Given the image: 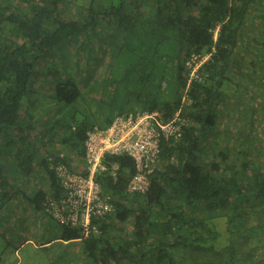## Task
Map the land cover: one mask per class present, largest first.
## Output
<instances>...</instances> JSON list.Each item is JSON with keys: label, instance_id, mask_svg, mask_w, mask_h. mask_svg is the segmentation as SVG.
I'll use <instances>...</instances> for the list:
<instances>
[{"label": "trees", "instance_id": "16d2710c", "mask_svg": "<svg viewBox=\"0 0 264 264\" xmlns=\"http://www.w3.org/2000/svg\"><path fill=\"white\" fill-rule=\"evenodd\" d=\"M67 1L71 0H0V156L14 141L15 156L17 151L21 155L23 147H31L32 123L22 124L19 117L36 64L46 63L48 57L50 68L43 63L48 71L62 73L64 64L54 62L52 56L92 26L94 34L98 27L105 32L107 24L119 31L118 42L126 46L101 50L105 55L101 63L113 76V63L122 59L124 66L117 76L133 87L137 84L125 91L124 103L135 96L139 107H121L114 117L127 111L158 110L167 121L179 108L187 85L185 58L192 53L208 56L199 68L204 77L191 79L185 89L191 101L181 106L180 116L186 119L181 135L160 140L159 161L148 174L146 191H127L135 170L130 155H108L109 163L118 165L115 175L99 174L96 180L110 196L114 211L94 215L99 232L84 238L77 228L55 222L60 228L58 240L81 241L83 264H264V164L255 151L263 146L253 129L257 109L246 111V126L238 127L236 134L229 137L217 130L215 137H207V130L215 125L217 104L226 101L225 83L238 79L239 84L244 74L254 80L257 63L264 72V50L259 60L255 49L249 53L252 59L236 49L243 42L247 16L264 18V8L256 16L258 0H91L82 21L73 16L80 11L66 8ZM251 41L254 46L264 45L255 36ZM59 77L52 85V98L75 102L82 95L79 80L67 72ZM236 103L241 105L237 99ZM114 117L99 126H108ZM93 125H70L61 142L84 157L86 130ZM209 151L212 155L207 158ZM53 155L46 149L37 163L49 183L29 197L38 210L44 209L47 195L58 197L62 191L50 168ZM9 178L0 169V184L9 185ZM157 210L163 211L162 219L156 217ZM127 223L129 233H125ZM219 223L226 231V242L220 246L215 245L222 234ZM257 251L260 254L252 261Z\"/></svg>", "mask_w": 264, "mask_h": 264}, {"label": "rangeland", "instance_id": "374dc122", "mask_svg": "<svg viewBox=\"0 0 264 264\" xmlns=\"http://www.w3.org/2000/svg\"><path fill=\"white\" fill-rule=\"evenodd\" d=\"M90 1L71 0L65 2V6L68 9L75 8L80 11L79 14L71 12L77 20L85 21L84 8ZM98 1L96 0V2ZM257 4L256 16L262 7L264 8V0H258ZM243 30V42L238 44L236 49L245 54L248 59H252L250 52L255 49L258 52L257 59L260 60L264 45L254 46L255 43L251 41V38L255 36L259 41L264 40V18L247 16ZM123 37L125 38V36ZM119 38V31L112 24L110 26L107 24L105 32L104 29L98 27L95 34L92 26L86 33L82 32L68 44L62 45L66 47L59 50V56H52L54 62L56 60L64 64L62 73H59L60 76H65V72L72 73L74 78L79 80L82 95L72 103L55 101L52 98V85L57 83L60 77L48 71L47 67L51 63L50 58L47 57L46 63L41 61L36 64L29 82L28 92L22 100L19 117L22 124L32 123L33 127L29 132L28 140L32 141L30 148L36 156L30 153V148L24 147L21 149V155L18 157L19 151H17L15 156L14 151L17 148L15 141L4 147L0 156L2 157L0 161L2 174H7L10 177L9 185L3 182L0 184V264H83V258L80 257L81 241L75 240L74 244H64L63 241L54 239L60 233V228L44 209H36L29 197L38 187L46 186L48 188L49 186L46 185L48 181L43 176L44 170L37 165L41 156L46 154V149L52 150L54 154L63 151L69 159L71 156L75 157L76 153V158L79 160L74 158L72 164H76L77 167L82 165L77 152L61 142L60 139L70 133V125L77 122L103 125L108 119L114 117L121 107L128 108L131 105H136L135 96L128 103H124L125 91L137 87L136 83L133 87V83L127 84L125 80L120 79L124 61L117 59L115 64L113 63L111 69L115 71L113 73L115 82L113 76L105 70L104 64L101 63L102 56L105 57L101 50L109 47L107 50L105 49L109 51L110 46H126L122 43L123 41L118 42ZM110 41L113 44H110ZM43 63L48 66L46 67ZM258 64L257 68L255 67L254 80L250 81L249 78H246L247 74H244L239 84H237L238 79L225 83L223 87L226 101L224 104H217L218 112L215 125L213 129L207 130V137L208 139L215 137L217 130L220 134L229 137L231 134H236L238 127L246 126L244 124L246 111L256 108L257 117H255L253 129L258 130L261 137L258 139L263 148L256 147L255 151L260 164L263 165L264 72ZM236 99L240 101L241 105L236 103ZM136 106L139 107V105ZM244 131L247 130L244 129ZM204 142L202 141V143ZM211 155L212 152L209 151L207 158ZM25 165L26 169H23ZM29 182L31 184L27 185ZM169 198H171L172 204L176 201L172 195ZM220 207H222V211L225 210V206L218 205V208ZM214 210H216V206L212 207L210 212L212 213ZM156 217L162 219L163 211L157 210ZM229 219L232 220L233 217L230 216ZM223 225V223L217 225L222 234L218 236L215 245L219 244L220 246L226 242V231ZM125 226V233H129L131 225L127 223ZM235 226L236 223H233V228ZM242 231L247 232L246 228ZM220 248L226 250V247ZM258 254H260L259 251L255 252L252 261L258 258Z\"/></svg>", "mask_w": 264, "mask_h": 264}, {"label": "built area", "instance_id": "2783aa9c", "mask_svg": "<svg viewBox=\"0 0 264 264\" xmlns=\"http://www.w3.org/2000/svg\"><path fill=\"white\" fill-rule=\"evenodd\" d=\"M208 54L192 53L185 58L184 70L187 85L191 79H202L199 68ZM187 85L185 89H187ZM183 89L179 108L170 119L163 121L158 110L127 111L114 117L108 126L93 125L86 130L84 157L80 167H72L65 152L58 151L49 157L61 194L47 195L44 210L52 219L69 228H77L80 238L99 232L93 223L94 215L104 216L114 211L110 196L102 191L96 176L110 172L115 175L117 163H109L108 155L127 154L134 159L135 170L127 183V191L144 192L149 184L148 174L159 161L161 138L176 140L186 122L180 116L181 106L187 99ZM74 161V160H73Z\"/></svg>", "mask_w": 264, "mask_h": 264}, {"label": "crops", "instance_id": "0c3cea01", "mask_svg": "<svg viewBox=\"0 0 264 264\" xmlns=\"http://www.w3.org/2000/svg\"><path fill=\"white\" fill-rule=\"evenodd\" d=\"M74 158L77 159V158H76V153H75V157H74V156H71V158H70L71 161L74 160ZM79 158H80V163H81V161H82V163H83V156H81V157L79 156ZM77 160H79V159H77ZM59 234H60V233H59ZM59 234H58V236H59ZM58 236H56V237H54V238H55V239H59Z\"/></svg>", "mask_w": 264, "mask_h": 264}]
</instances>
